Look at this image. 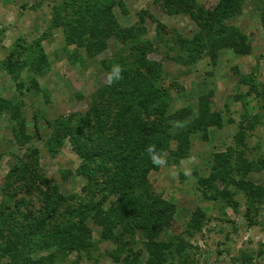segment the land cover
I'll return each mask as SVG.
<instances>
[{
	"label": "rangeland",
	"instance_id": "obj_1",
	"mask_svg": "<svg viewBox=\"0 0 264 264\" xmlns=\"http://www.w3.org/2000/svg\"><path fill=\"white\" fill-rule=\"evenodd\" d=\"M219 1L183 0L189 11H170L163 0H0V264H264V198H255L264 187V0H242L240 12L228 15L218 12ZM205 12L221 20L203 28L194 16L202 21ZM221 36L227 44L211 58L209 43ZM231 40L249 51L237 52ZM134 42L153 67L146 84L168 101L172 135L201 118L204 99L221 121L190 132L177 158L163 149L165 162L144 176L132 172L145 165L136 152L161 116L137 93L112 101L118 106L105 113L114 119L122 159L84 161L57 127L67 119L85 128L95 123L93 109L102 114L110 88L129 84L124 69L140 63L132 58ZM114 65L123 78L109 83ZM141 86L145 93V81ZM181 111L189 116L175 119ZM176 141L168 145L175 149ZM220 152L236 164L225 178L215 177ZM42 177L61 197L34 236L25 230L27 217L30 209L45 210L46 200L39 187L26 186ZM232 177L250 185L238 187ZM151 191L175 205L171 225L156 236L171 247L158 255L149 253L140 229L112 224L105 237L92 211L76 223L73 211L96 203L135 208Z\"/></svg>",
	"mask_w": 264,
	"mask_h": 264
},
{
	"label": "trees",
	"instance_id": "obj_2",
	"mask_svg": "<svg viewBox=\"0 0 264 264\" xmlns=\"http://www.w3.org/2000/svg\"><path fill=\"white\" fill-rule=\"evenodd\" d=\"M174 1V2H173ZM164 7H167L170 11H176V10H187L189 11L191 8L189 6L183 3V0H163ZM242 0H220L218 7V12L226 13L227 15L230 14V11L232 10L234 13L240 12V5ZM230 9V10H229ZM229 10V11H228ZM193 13V11H192ZM208 14V15H207ZM211 14V15H210ZM204 16H202L203 20L201 21L198 16H194L197 21L203 22L202 27L209 24V22L221 20L219 16H217L213 12H205L203 13ZM219 18V19H217ZM203 27V28H204ZM224 33V32H223ZM222 33V34H223ZM132 35V33H130ZM221 34V33H220ZM211 35V34H210ZM124 34H122L121 37H123ZM236 36L237 32L231 33L230 37ZM126 38V37H125ZM225 37L221 36V38L213 39L209 43V56L211 58H215V51L219 48H222L227 44ZM243 38L244 37H239ZM195 39L199 43L200 36H196ZM231 45L234 50H237V52H248L249 51V45L243 44V42L236 40H231ZM137 42H134L133 45L130 46V48H134V52L132 53L134 61L138 60L140 62L136 69H127L125 68V74L132 75L131 79L129 80V84L121 83L119 84V87L110 88L109 92L107 93L106 100H109L107 105L104 106V112L102 114L99 113V110L102 109L98 107H95L93 109L94 113V119L95 123L92 124L90 127H83L77 124L69 123L70 119H67V124L62 123L63 121L59 122L58 130L59 132L63 133L65 135H68L69 142L72 145V148L77 154L84 160H94L97 158H103L106 155V158L111 160H117L122 159L120 157L122 153V147L118 145V139L115 138L114 131H111V125L115 124L111 122V120H114L113 117H110V109L113 106H118L114 102H120V101H126L128 96L131 94L137 93L136 95L141 97L140 104L145 108H150L152 110L157 111L158 115L161 116L158 123H152L150 129L151 131L147 134H151L145 138V145H142L143 149H139V152L136 153H143L144 157L143 160L145 165L144 166H135L137 167L134 169L136 172L139 171L142 176L144 174H147V171L149 168L154 166L155 164L152 163V160L149 157V154L146 151V148L148 146L154 145L155 146V152L156 154H160V152L163 149H168L170 151V155L173 158H177L184 154L185 150L188 148L189 145V133L192 131L197 130L198 128L207 127V126H213L221 125V121L219 118V115L213 111H211L208 107L209 102L208 99H204L201 101V107L199 110V116L201 118H198L199 120L191 119L187 123H185V126H182L181 130L179 129L177 132H175L172 135L171 130H175L172 123L171 117L168 115L167 106L168 101L167 99L163 98V92L157 89V87L149 83L147 85L146 83V77H145V71H151L153 70V67L150 66V64L145 63V48L141 47L143 49V54L138 52L137 49ZM136 45V46H135ZM143 59V61L141 60ZM145 65L144 67H140V64ZM135 73V74H134ZM137 74V75H136ZM145 81V93H143V88L141 84ZM116 89H119L118 91ZM112 103V104H111ZM132 107V106H131ZM182 113H177L175 115V119L181 120L183 118H186L189 116L188 112L181 111ZM109 113V114H105ZM124 113H122L120 116L116 117L115 121L119 122L120 117H123ZM65 130H63V129ZM107 132H106V130ZM57 132V133H59ZM107 133V136L105 133ZM56 133V134H57ZM59 137L60 139L62 138ZM171 138H176V148H171L170 144L168 145V141L171 140ZM58 140L60 142L61 140ZM144 146V147H143ZM184 151V152H183ZM117 154V155H116ZM181 154V155H180ZM128 156L132 159L133 155L128 154ZM214 164L216 166H221V171L215 173L216 176H220L221 178H225V176L230 175V172L234 168L235 163L230 159V157L227 154H224L222 152L216 153L214 156ZM241 160L238 158V161ZM242 161V160H241ZM238 165V164H237ZM32 173L31 176H38L34 170L29 169ZM129 172V171H126ZM132 173H127V176L131 175ZM131 177V176H129ZM128 177V178H129ZM136 177H139V175L136 174ZM126 177V180L128 179ZM232 181L236 184V186H244V185H250V181L247 180H239L234 179L232 177ZM33 182V181H32ZM28 183L26 188L28 191H33L35 188L39 187V192L44 194V199L46 200V207L41 212L39 210L37 213L36 211H32L30 209V215L27 217V227L25 230H28L29 232L34 233V236H36L41 228L45 225L48 215H46V212L49 210L48 206L50 207L51 202L57 201L59 197H61V194L58 193L56 190V187L52 185L51 179H48L47 177H42L38 181L36 185H33V183ZM45 186L46 190H43L41 188V185ZM136 187V183L133 185L130 184L129 188L134 190ZM253 188V187H252ZM260 188V189H259ZM257 189V193L255 194V198L261 199L264 198V187H259ZM63 198V197H62ZM65 200V199H64ZM255 201V199H253ZM59 204V203H58ZM121 206V203H120ZM120 206L109 208V209H103L100 204L96 203L92 205L91 209H81L80 211H73V213H76L77 216V224H84L87 217L92 213V218L97 222L99 225L103 226V232L102 234L105 237H109L111 234L114 233V227L112 224H119L124 230L126 231H132V233L136 229H140L145 238H146V244L148 247V251L150 254H157L160 252H163L164 250H168L171 247V243L160 241L156 239V236H158V232L161 231L164 227H169L171 225V221L173 220V214L175 212V205L172 203H167L165 200L160 199L158 195L151 192H145V197H143V200H141L139 203H137L135 208H123L120 209ZM56 207H54L52 210L54 211ZM51 210V211H52ZM52 211V212H53ZM31 218V221L29 219ZM197 218H200V216ZM199 222V221H196ZM157 234V235H156Z\"/></svg>",
	"mask_w": 264,
	"mask_h": 264
},
{
	"label": "clouds",
	"instance_id": "obj_3",
	"mask_svg": "<svg viewBox=\"0 0 264 264\" xmlns=\"http://www.w3.org/2000/svg\"><path fill=\"white\" fill-rule=\"evenodd\" d=\"M123 69L119 65H114L108 74L109 83H115L121 80ZM147 153L149 154L152 163L155 165H161L165 162L164 158L161 155L156 154L155 146L151 145L146 148Z\"/></svg>",
	"mask_w": 264,
	"mask_h": 264
}]
</instances>
